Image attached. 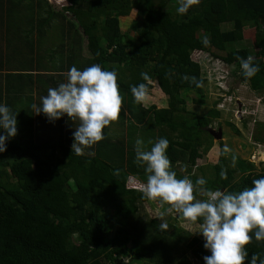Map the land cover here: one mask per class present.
Instances as JSON below:
<instances>
[{"label": "trees", "instance_id": "trees-1", "mask_svg": "<svg viewBox=\"0 0 264 264\" xmlns=\"http://www.w3.org/2000/svg\"><path fill=\"white\" fill-rule=\"evenodd\" d=\"M61 2L71 23L64 12H54L50 0H43L44 13L68 22L69 30L78 28L83 33L92 62L103 70H115L119 91L133 98L130 85L144 83L148 95L157 91L164 97L166 106L152 105L146 113H150L159 138L168 140L165 152L170 169L182 178L172 168L181 164L199 189L191 168L211 149L214 138L206 128L220 113L214 107L205 115L187 112L186 93L198 95L199 106L205 102L206 79L191 55L208 53L227 66L234 64L238 67L237 82L263 91L264 0H199L197 11L178 16L165 10L166 0ZM122 30H131L134 35ZM204 36L208 37L207 45L201 42ZM248 39L251 48L227 50L228 45ZM237 56L253 57L259 71L243 78ZM141 72L150 79L142 80ZM185 76H195L200 86L182 79ZM143 102L138 103L141 109L145 108ZM190 116L195 120L190 121ZM263 126L259 124L261 129ZM62 127L55 120L51 140L9 139L5 151L0 152V264H115L130 253L137 260L148 255L165 260L176 241L156 229L154 220H143L140 204L150 200L142 198L141 189L127 186L130 172L139 173L145 182L147 177L134 163V150L129 149V145L134 149V139L131 144L129 137L108 140L77 155L70 150L72 139L66 143L61 138ZM253 139L264 144V135L256 134ZM108 145L110 150L105 152ZM222 150L218 142L210 153L215 160L196 168L206 180L203 187L239 192L264 176V162L256 167L229 153L220 154ZM202 244L203 239L192 238L186 248L203 263L202 256L209 253ZM245 248L249 257L253 253L258 260L264 257V240L252 239ZM242 264H248L247 258Z\"/></svg>", "mask_w": 264, "mask_h": 264}, {"label": "clouds", "instance_id": "clouds-1", "mask_svg": "<svg viewBox=\"0 0 264 264\" xmlns=\"http://www.w3.org/2000/svg\"><path fill=\"white\" fill-rule=\"evenodd\" d=\"M198 2L177 0L176 12L183 15ZM201 42L207 45L208 37H202ZM237 59L243 78H251L259 71L258 65L253 63V57L237 56ZM140 75L144 81L150 79L146 72ZM65 76L64 82L47 89V94L40 97L38 106L33 104L31 107L34 113L44 114L50 122L62 115L77 119L79 124L71 133L70 150L79 155L85 146H91L104 138L102 130L118 118L122 97L118 92L115 70H103L99 64L93 63L83 70L73 65ZM182 79L200 86L195 76ZM130 91L136 103L143 102L148 95L144 83L130 85ZM16 125V114H12L9 107L0 102V152L5 151L6 141L15 136ZM148 143L151 144L150 149H146L139 136L134 140V163L143 165L147 174L142 198L158 200L161 206L167 205L161 216L175 209L187 222H197L199 219L198 232L203 238L202 247L209 253L202 256L203 264H242L246 258L248 264H264V257L258 260L255 253L249 257L245 248L252 239L264 240V176L253 179L251 186L239 192L210 190L203 187L206 180L198 177L195 185L200 186L199 191L206 198L196 200L193 182L187 176L177 178L170 169L165 152L168 140L160 137ZM227 151L229 149L225 145L220 154ZM220 175L224 176L223 170ZM160 227L167 228V225L162 223ZM115 262L119 263V259Z\"/></svg>", "mask_w": 264, "mask_h": 264}, {"label": "rangeland", "instance_id": "rangeland-1", "mask_svg": "<svg viewBox=\"0 0 264 264\" xmlns=\"http://www.w3.org/2000/svg\"><path fill=\"white\" fill-rule=\"evenodd\" d=\"M166 2L165 10L178 16L179 14L176 12L177 0H166ZM50 3L53 4L54 10L64 12L62 9L64 3L61 2V0H50ZM16 5L21 11L29 13L32 19L36 16V24H34L31 19L30 27L27 28V32L36 29L38 44H40L43 37H47L53 44L58 43L54 38L57 32L49 31V29L52 28L55 30L63 21L58 16H53L48 19V24L45 27L41 25V19L37 17L36 14L46 11L43 1L38 4L37 0H19ZM8 9L16 14L15 9ZM198 9L199 3H195L190 6L186 13L195 12ZM33 14H35V16ZM137 20H139L138 17ZM26 21H28V17L21 13V27L25 25L23 22ZM224 27L225 26L222 28ZM227 28L229 27H225V29ZM130 31L131 30H122V32L132 35L133 32ZM253 37L255 40V34ZM251 44V39H248V41H241L236 44L228 45L227 50L229 51L241 47L251 48ZM191 57L199 63L201 74L206 79V83L203 86L205 102L201 106L197 105L196 100L198 95L188 92L184 95L186 101L185 108L189 114L193 113L197 115H205L212 107L218 110L220 116L212 120L209 127L214 130L221 128L222 138L220 140L212 139L211 149L207 151L203 157L196 160V166L191 168L190 173L197 176V178L202 177V173L196 168L198 166H207L208 163L215 160L210 156V153L216 150L218 142H221L222 149L227 145L229 151L226 153L252 162L258 167L260 163L264 162V144L254 142L253 136L256 134L264 135V126L263 129L259 127V124L264 125V90L252 91L247 83L237 82L236 75L238 67L234 64L227 66L221 61L210 57L208 53H200L198 51L192 53ZM118 92L122 97L118 118L105 126L102 130L104 138L96 142V146L94 145L95 143L91 146H85L83 151L88 153L91 148L100 146L105 141H115V139H120L121 136L125 135L129 137L130 144L133 139L139 136L144 141L146 149H150L151 144H149L148 141L155 142L159 138L158 130L151 125L152 120L150 118V113H146V110L158 103V107L166 106V101L163 100L164 97L162 98L160 92L156 91L150 93L145 98L143 102L144 109L139 108L138 103L134 102L132 97L128 98L122 90H118ZM192 119L194 118L190 116L189 120L191 121ZM228 123H231L238 132L234 131ZM53 135H55L54 132ZM129 146H131L129 149L133 151L132 145ZM109 148V145L105 146L104 151L109 152ZM115 157V155H111L112 159H116ZM105 158L110 159V157ZM125 158L126 157H124V159ZM125 163L126 162L123 160V164ZM111 165L115 166V164ZM140 166L141 173L146 174L143 165ZM172 168L180 177L186 176L187 171L181 164H175ZM138 175L139 173L137 172L129 173L130 177L127 182L128 187L143 189L145 181ZM202 195L199 189L194 186V199H202ZM164 207L168 206H161L158 200H150L140 204L139 212L145 222L154 220L152 225L156 229L162 231L167 237L176 241L175 244L172 245L173 248L169 256L162 261H158L150 255H148L147 258L137 260L132 256L133 253H130L126 257H120L119 263L117 262L118 264H203L192 255L191 250L186 248L192 238H198L199 240L203 239L198 232L200 230V225H198L197 222H187L175 209H171L165 215L161 216L160 213L164 210ZM162 223L166 224L167 228H161L160 225ZM144 254H146V252H144ZM130 256H132V259L129 261L127 259Z\"/></svg>", "mask_w": 264, "mask_h": 264}, {"label": "crops", "instance_id": "crops-1", "mask_svg": "<svg viewBox=\"0 0 264 264\" xmlns=\"http://www.w3.org/2000/svg\"><path fill=\"white\" fill-rule=\"evenodd\" d=\"M41 1L43 0H37V3ZM18 2L19 0L0 1V102L5 103L12 114H16V134L10 140H51L54 121H48L42 113H34L31 105L38 106L40 97L47 94L48 88H55L64 82L65 73L71 66L75 65L78 70H83L94 62L83 33L78 28L76 31L69 30V13L64 12L68 22L63 21L55 30L49 29L57 32L54 38L58 43L53 44L47 37H43L38 44L36 29L27 32L32 18L29 13L17 8ZM8 8L15 9L16 14ZM54 12L63 15L62 11ZM21 13L28 17V21L23 22V27ZM36 15L44 27L48 24V19L53 17L46 16L44 11ZM32 21L36 24V16ZM56 120L63 126L61 138L68 143L79 121L67 118L66 115ZM121 137L127 138L126 135Z\"/></svg>", "mask_w": 264, "mask_h": 264}, {"label": "water", "instance_id": "water-1", "mask_svg": "<svg viewBox=\"0 0 264 264\" xmlns=\"http://www.w3.org/2000/svg\"><path fill=\"white\" fill-rule=\"evenodd\" d=\"M206 131L209 132V134L215 139L220 140L222 138V130L221 128H218L217 130H214L212 128L207 127Z\"/></svg>", "mask_w": 264, "mask_h": 264}, {"label": "flooded vegetation", "instance_id": "flooded-vegetation-1", "mask_svg": "<svg viewBox=\"0 0 264 264\" xmlns=\"http://www.w3.org/2000/svg\"><path fill=\"white\" fill-rule=\"evenodd\" d=\"M131 259H132V256H130V257L127 259V260H129V261H130ZM115 263H116V262H115ZM129 263H130V262H129ZM116 264H118V263H116Z\"/></svg>", "mask_w": 264, "mask_h": 264}, {"label": "bare ground", "instance_id": "bare-ground-1", "mask_svg": "<svg viewBox=\"0 0 264 264\" xmlns=\"http://www.w3.org/2000/svg\"><path fill=\"white\" fill-rule=\"evenodd\" d=\"M253 91V90H252Z\"/></svg>", "mask_w": 264, "mask_h": 264}]
</instances>
